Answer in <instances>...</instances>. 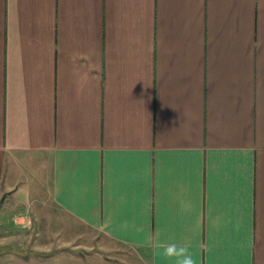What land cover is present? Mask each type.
Returning <instances> with one entry per match:
<instances>
[{"label":"crops","instance_id":"1","mask_svg":"<svg viewBox=\"0 0 264 264\" xmlns=\"http://www.w3.org/2000/svg\"><path fill=\"white\" fill-rule=\"evenodd\" d=\"M36 204L100 249L0 264H264V0H0V227Z\"/></svg>","mask_w":264,"mask_h":264},{"label":"rangeland","instance_id":"2","mask_svg":"<svg viewBox=\"0 0 264 264\" xmlns=\"http://www.w3.org/2000/svg\"><path fill=\"white\" fill-rule=\"evenodd\" d=\"M34 208L35 209L31 208V211L28 212H21V214L12 212V217H7L10 218L7 223L8 227L6 228L7 225H2V227H0V250H4V246L9 245L4 244L7 241L6 238H14L13 235L20 233L19 240H21L22 245L19 244L18 248H20V250L18 249L17 251H26L28 255L34 250L33 246L38 245L34 244L38 237L49 239L47 243L40 247L50 250L52 248L66 249L82 253L86 250L85 246L89 251H97L98 248L100 249L101 242H98V238H93L91 235L87 234V231L84 228L79 227L78 224L74 223L68 217L62 214L60 215L52 209L46 211L41 210L38 207V204H36ZM8 211L6 213H9ZM14 221L16 224H14ZM22 224L25 225L26 228L22 229L16 227L19 225L22 226ZM5 231H12L14 233L8 234L5 233ZM29 237H31V239L35 238V240L27 244V247H25L26 241ZM92 240L94 241L92 242ZM118 255L122 258L126 257L124 255Z\"/></svg>","mask_w":264,"mask_h":264},{"label":"clouds","instance_id":"3","mask_svg":"<svg viewBox=\"0 0 264 264\" xmlns=\"http://www.w3.org/2000/svg\"><path fill=\"white\" fill-rule=\"evenodd\" d=\"M180 206L183 212L188 213L191 211V204L180 201ZM149 244H153L156 249V254L165 260H174L175 264H196L193 253L190 251L189 244L177 245L175 242L165 243L159 240L157 237L153 243L152 239L149 238Z\"/></svg>","mask_w":264,"mask_h":264}]
</instances>
